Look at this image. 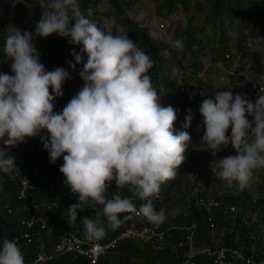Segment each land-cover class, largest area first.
<instances>
[{
    "label": "clouds",
    "instance_id": "1",
    "mask_svg": "<svg viewBox=\"0 0 264 264\" xmlns=\"http://www.w3.org/2000/svg\"><path fill=\"white\" fill-rule=\"evenodd\" d=\"M16 3L28 9L38 6L41 15L34 32L15 25L4 31L5 59L0 63H9L11 74L0 72V173L18 170L9 154L12 147L39 136L51 164L63 157L59 172L77 199L67 209L68 218L76 223L79 212L94 210L80 221L87 239H103L109 229L137 213L148 222H163L165 210H157L151 197L176 177L185 159L191 109L185 110L184 130L175 131L179 110L160 104L149 74L151 55L126 32L113 34L89 19L81 0H14L13 6ZM52 35L80 46L65 62L71 71L46 70L41 62L35 40ZM173 47L183 49L184 42L176 39ZM77 70L82 86L55 111L65 81ZM202 94L198 110L204 151L216 157L231 145L235 152L213 159L209 170L227 187L243 190L256 170L264 169V94L259 92L254 100L231 89L217 90L214 98ZM113 181L117 191L109 195ZM125 188L131 195L119 193ZM0 264H25L15 239L0 240Z\"/></svg>",
    "mask_w": 264,
    "mask_h": 264
},
{
    "label": "rangeland",
    "instance_id": "2",
    "mask_svg": "<svg viewBox=\"0 0 264 264\" xmlns=\"http://www.w3.org/2000/svg\"><path fill=\"white\" fill-rule=\"evenodd\" d=\"M107 1L100 0L96 10L89 8L86 10L85 15L106 31H112L113 34L125 33V28L117 17L101 16L99 14L100 10L105 11L108 9ZM122 1L124 2L121 7V18L129 19L137 28L145 29L151 41L165 47V52L162 54L167 59L168 79L175 80V82L170 87L160 86L159 84L153 85L160 93L159 102L162 106L171 105L174 109L179 110L173 125L175 131H178L176 130L177 122L181 121L183 127L186 109H191L193 116L188 130L191 131L197 146L193 149L194 153L184 154L185 159L181 163L180 169L177 170L176 177L161 184L160 197H158V201L153 203L156 209L163 208L166 217L170 210L177 211L181 207H185L195 195L222 192L226 200L234 202L236 205H254L258 207L262 211L260 220L264 225V205L259 207L257 204L258 201L264 203V169L256 170L249 185L243 189L244 193L238 188L227 187L224 181L212 175L209 170L210 162L213 159H220L230 154L234 155L235 152L231 145L222 148L216 157H213L210 152L204 151L206 145L201 142L204 129L201 123L202 117L198 110L200 105L194 103V95H192L196 91H203L207 97L214 98L213 94L217 90L227 91L229 89L232 90L234 95L243 93L245 84L239 75L246 74L247 68L242 63L227 62L225 55L235 50L244 49L250 60L256 57L264 67V11L253 16L248 22V26L238 16L229 17L225 15L216 24L212 25L206 22L207 6L202 7L198 12L193 7L197 1L201 2L203 0H189L187 9L178 7V10L170 17H162L156 13L155 0ZM11 2L14 4V0H11ZM21 7L25 8L22 4ZM26 10L32 16L14 11L8 13L0 9V36L4 37L6 34L4 31L9 25L19 27L21 31L34 32L41 10L38 6L33 9L26 8ZM186 33H190L195 38V48L203 55L199 73H196L192 68V61L184 52V48L176 49L173 47L176 39H181L185 45ZM56 38L57 36L52 35L35 40L41 62L45 66L51 65L57 54L48 45V40L55 41ZM5 66L10 71L9 63H5ZM234 80L237 81V86L233 85ZM168 100L171 103H167ZM227 134H230V129ZM16 154L15 164L17 169L19 171L30 169L33 161L31 157L21 154V149L16 151ZM1 175L2 173H0ZM260 236H264V233L260 232ZM234 243L231 237L227 238V246L232 247ZM134 244L139 247V254H134V256L128 258V261H124L125 257L120 254V251L113 250L107 254L110 259L109 264H157V259L150 250H146L141 243L135 242ZM152 258L156 260H152Z\"/></svg>",
    "mask_w": 264,
    "mask_h": 264
},
{
    "label": "built area",
    "instance_id": "3",
    "mask_svg": "<svg viewBox=\"0 0 264 264\" xmlns=\"http://www.w3.org/2000/svg\"><path fill=\"white\" fill-rule=\"evenodd\" d=\"M227 62L242 63L247 68L246 74H240L245 84L243 93L254 100L259 92L264 94V73H254L251 69V60L245 50H235L225 55ZM6 69L0 63V72ZM70 81L73 94L66 100L56 101V111L62 110L66 103L82 86L78 76H73ZM237 81L233 85L237 86ZM51 91V89H50ZM194 103L200 105L204 96L203 91H196ZM21 144L12 147L11 151H19ZM11 181L18 180L20 186L17 200L20 201L26 218L19 220L20 233L15 239L20 248L36 250L35 258L30 264H48L55 262L63 256H70L74 263L80 259L84 263L98 264L99 259L105 258L112 252L120 241H133L141 243L154 254L162 251L168 252L177 259L178 264H198L202 259L205 264H264V225L260 220L261 210L254 205H236L224 198L222 192L195 195L185 207L175 211L170 210L163 222L154 224L142 218L138 213L119 227L118 235L108 241H85L78 237L76 232L69 231L50 223L48 218L41 214V203H36L34 192L40 186L55 187L48 172L36 169L33 166L28 170H15L8 174ZM115 188V181L110 185ZM160 194H155L158 201ZM137 203L141 201L136 200ZM52 202L49 207L56 206ZM12 213V209H7ZM207 217V227L201 229L195 215ZM127 215V214H125ZM218 217L219 221L214 218ZM242 230V237H240ZM57 235L56 242L49 251L45 245ZM231 236L237 246L226 245L227 237ZM36 247V248H35Z\"/></svg>",
    "mask_w": 264,
    "mask_h": 264
},
{
    "label": "trees",
    "instance_id": "4",
    "mask_svg": "<svg viewBox=\"0 0 264 264\" xmlns=\"http://www.w3.org/2000/svg\"><path fill=\"white\" fill-rule=\"evenodd\" d=\"M189 0H155V10L159 16L162 17H170L173 13L178 10V7H182L187 9V2ZM100 2V0H81V8L82 11L86 12L87 9L93 8L96 10V6ZM122 0H108V9L105 11L100 10L99 14L101 16H115L118 18L119 22L125 28V32L127 33L128 37L133 41H136L137 45L145 50L148 54L151 55L152 59L154 60V65L152 69H150L149 74L152 77L153 84H159L160 86L170 87V85L175 82V80L171 81L168 79L169 75L167 73V59L162 54L165 52V47L156 43L155 41H151L149 39L148 32L145 29L137 28L136 25L129 19L121 18V10L123 5ZM90 6V7H89ZM206 7L207 19L206 22L209 24H216V22L222 17L229 16L234 17L238 16L241 20L245 21L246 26H248V22L253 16H256L261 11H264V0H203L201 2H196L194 4V9L196 12L200 11L202 7ZM250 6V8H248ZM0 9L7 11L8 13L14 11L19 14H25L32 16L26 8H22L21 4L16 3L13 6L11 0H0ZM26 11V13H25ZM96 13V12H95ZM97 14V15H99ZM34 18V17H33ZM247 20V21H246ZM185 45H184V52L187 56L191 59L192 63L191 66L196 73H199L201 70V58L203 55L195 48V38L190 34L186 33L185 36ZM48 45L51 47V50H55L57 53L55 58L52 60L51 65L45 66L46 70H53L56 67H63L69 71L68 65L65 63L66 61H71L73 57L70 55V52L75 48L76 51H79V45H72L68 43L66 38L57 37L55 41L48 40ZM3 48V37L0 36V62H3L5 57L2 51ZM244 50V49H242ZM5 64V63H4ZM251 69L254 73L263 74L264 67L263 64L260 63L259 59L253 57L251 60ZM3 72L11 74V72L6 68ZM78 76V70L72 72V77ZM72 88L70 86V81H65L63 85V96L60 98L62 101L69 98L72 95ZM167 103H171V101H166ZM56 111V109H55ZM179 123V124H178ZM176 130L181 131L184 130L181 126V121L177 122ZM175 129V128H174ZM186 131L190 134V142L188 148L185 153H194L193 149L197 144L193 138L191 131L186 129ZM43 135V133H41ZM33 142V144H32ZM9 154L17 156L15 151L9 152ZM21 154H26L28 157H31L33 160L31 162V167L33 166L36 169H40L49 173L50 178L55 184L54 188H50L47 186H40L34 192V198L36 203H41V214L48 218L50 223H54L59 227H63L69 231L76 232L77 236L84 239L85 241L91 242L93 240H89L86 238L84 233V227L80 223V221L84 217H91L94 215L93 209H85L82 212L78 213L77 222L73 223L67 214V209L73 203L77 202L76 197H74L68 189L64 185V177L59 172V167L63 163V157L59 158L55 164H51L49 162L48 153L43 149V146L40 142L39 136L29 138L26 143L21 144ZM20 154V155H21ZM180 169V165L178 167ZM177 169V170H178ZM8 174H3L0 176V240L4 238L13 239L15 236H19L20 233V225L19 220L21 218H26L27 211L23 209L20 201L17 200V192L20 186V182L18 180L11 181L8 177ZM117 191L116 188H112L109 186L108 192L111 195L113 192ZM161 189L157 194H159ZM242 193H244L243 190ZM119 193L122 196H129L131 195L130 191L125 189H120ZM153 203L156 202L155 195L151 197ZM52 202H57L56 206L49 207ZM135 203H137L135 201ZM257 204L264 205L262 201H258ZM139 205V203H137ZM256 207V206H254ZM11 208L13 211L12 213H8L7 209ZM195 219L198 220L199 226L201 229H205L207 227V217L201 216L196 214ZM214 220L219 221L218 217H215ZM119 228L112 230L109 229L107 231L106 236L99 241H108L115 238L119 233ZM241 239L244 240L242 237V230L239 232ZM52 240L48 241L45 245V250L49 251L53 244L56 242L57 235L52 236ZM231 237V236H228ZM227 237V238H228ZM232 238V237H231ZM133 241H120L114 251L119 250L120 254H122L125 259L124 261H128V258L139 254V247L134 244ZM121 245H123L121 247ZM143 245V244H142ZM146 250H149V247L143 245ZM236 247L237 245H232ZM36 248V247H35ZM144 249L143 247L141 248ZM22 254L25 259V264H30L33 262L36 254V250H32L28 247L21 248ZM153 254V253H152ZM153 256L157 259V264H178V260L171 256L168 252L162 251L158 253H154ZM152 258V260H156ZM109 257H105L99 259L98 264H109ZM72 258L70 256H63L58 258L55 262H51L48 264H72ZM84 263L83 259H80L77 263ZM198 264H205V262L200 259Z\"/></svg>",
    "mask_w": 264,
    "mask_h": 264
},
{
    "label": "crops",
    "instance_id": "5",
    "mask_svg": "<svg viewBox=\"0 0 264 264\" xmlns=\"http://www.w3.org/2000/svg\"><path fill=\"white\" fill-rule=\"evenodd\" d=\"M250 119H251V117H250Z\"/></svg>",
    "mask_w": 264,
    "mask_h": 264
}]
</instances>
